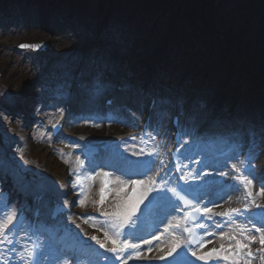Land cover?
Listing matches in <instances>:
<instances>
[{
  "label": "rangeland",
  "instance_id": "rangeland-1",
  "mask_svg": "<svg viewBox=\"0 0 264 264\" xmlns=\"http://www.w3.org/2000/svg\"><path fill=\"white\" fill-rule=\"evenodd\" d=\"M24 1L25 6L20 13L29 12L28 17H19L18 22H0V136L1 141H3V144L0 145V222H4L7 216H12L17 211L18 205L28 201V198L26 199L28 191H32L34 187L47 188L63 191L66 199L72 203L74 211L93 208L101 212V216L84 217L73 211L68 218L77 233L90 244L95 241H105L112 244L111 240L105 238V233H108L112 239L119 243L126 228L137 231L140 227L138 214L150 196L160 193L169 195L164 185L167 180L156 182L154 174L168 160L167 157L172 144L171 116L173 112L176 109L188 112L191 105H195L196 109L203 110V116L198 118V114H192L189 117L194 120H187L188 122L185 124L186 131L192 130L193 133H196L200 126L212 116V113L217 114L218 107L223 102L225 94L223 88L225 86L216 77L209 83L207 91H201L202 94L190 89L175 91L171 94V91L168 90L167 95L161 91L154 111L148 114L149 95L155 92L154 88H147L148 85L151 82L156 88L158 84H161L163 91H165V86L159 79L153 81L152 77L147 79L139 76L131 77L129 72L135 70L134 63L127 60L126 55L131 54L130 50L133 47L142 44L145 62L157 56L159 49L165 43L164 21H166L167 15L160 17L164 9L160 7L159 10L161 11L152 14V19H150L146 30L141 32L134 29L132 35L127 40L122 41L119 33L114 38L112 35L109 37L103 35V32L107 30L108 19L112 14L113 0H92L89 10L91 9L90 11L95 13L91 16L94 19L89 21L84 20L88 19L87 17L82 19L86 13L83 14L84 11L81 9L77 10L70 0ZM214 3L218 4L219 0H214ZM150 4L152 2H148V5ZM155 4H158L157 0ZM139 6L138 3L137 7ZM258 6L260 7V5ZM61 9L70 10V14L66 15L65 21L67 22L65 24L60 21L59 27L55 28L51 22L54 18L53 12ZM69 15L73 20L76 19V24L69 19ZM137 18L136 16L135 20ZM228 18V16L225 17L227 21ZM232 20L237 21L236 18L230 19V21ZM253 21L254 24L248 27L243 24L244 36L247 35L246 32L248 36L255 33L254 28L258 26L264 28L263 15L254 14ZM199 22L202 23L201 20ZM233 26L230 28L235 31ZM153 28L156 29L154 33H152ZM39 42L48 43L50 51L47 54L37 55L31 47H20L26 43ZM183 43L187 45L185 42ZM204 47L208 51V55H199V59L194 65L197 70L193 73L211 71V52L209 47ZM261 50L264 54V47ZM182 59L187 63L184 56ZM88 62L93 64L89 71L94 74L90 80L85 82L86 95H88L89 101L88 108L90 105L93 107L91 115L98 113L102 117L103 96L115 87L118 78H124L127 80L128 91L124 96L119 97V101L111 111L121 110L129 122L124 125L116 124L112 120H104L98 123L89 120L83 122L79 116L77 119L73 116V119L66 126L65 134L54 141L50 138L49 124L62 117L65 103L71 100L74 94L76 81L79 77L87 74L86 64ZM121 68L125 70V74H119ZM173 69L176 71L175 68ZM97 76H100L109 85L101 95H96L91 87L93 79ZM190 80L191 84H196V87L200 86L201 82L207 83L204 77L199 78L197 82V77H191ZM143 82L144 84H142ZM246 84L244 90L247 91L248 88H251L252 91L253 88V93L256 95V91H264L263 88H256L258 86H255L254 80H248ZM231 87L233 88L229 94L231 99L229 101L232 103L236 101L239 94L232 99L233 89L237 90V86ZM17 99L20 103L14 109L2 104L4 100H7L8 103H15ZM135 100L138 101L137 106L133 104ZM161 100L165 103H159ZM194 102L197 103L194 104ZM225 103L229 104L230 102L226 100ZM228 104L225 106L229 110L232 106L230 107ZM144 118H148L150 122L146 131L140 128ZM88 125L90 127L97 126V129L88 130ZM121 133L133 135L119 147L117 153L114 154L115 157L109 159L111 165H94L89 176L84 177L82 183H79L72 168V164L77 161L68 156V154L72 155L76 152H69L70 148L81 146V143L88 140L100 141ZM185 133V135H189L187 132ZM229 135L230 133L226 138ZM192 136L187 139H191ZM207 136L210 137L207 141H210L211 144L205 142L202 146L203 150H200L201 157L204 155L211 156L213 150L231 144V139L225 142L226 138L220 135L207 134ZM56 145L60 148H56ZM232 155L216 160L198 177L192 176L189 169H185L189 182L192 179L211 181L205 192L211 197L215 189L219 190L225 186H230L229 192L226 195L224 193L219 201L214 202L209 207L211 212H209L206 223L203 247L193 251L197 254L191 256L193 259L201 254L211 252L214 248L220 249L223 245L224 251L219 254V264H233L231 259L222 258L235 250L236 241L230 240L229 237L235 236L237 239H242L239 230L251 229V213L256 208L264 207V195L260 194L261 187H264L260 182V177H264V147H261L258 157L253 161L256 170L255 176L243 173L242 166L248 163L244 154H241L239 159ZM144 156L152 159L153 171L140 176L132 164ZM233 164L241 172H237L232 167ZM13 168H15L16 176L10 174V170L12 171ZM8 169L10 170L8 171ZM221 173H227V175H221ZM241 173L253 181L250 189L252 197L247 195L249 187L238 178ZM121 181L125 183H121ZM129 181H143V184L136 186L133 183H128ZM134 188L136 189L135 194ZM101 189L104 190V202L102 204L100 203ZM149 189L153 190L149 192ZM145 192L148 193L147 198L139 205V210L132 217L131 223L125 224L120 229L121 235H115L116 229L111 227L110 218L104 216L103 213L123 212L130 200H134ZM80 200H83L84 203L81 204ZM234 209L239 211H233ZM221 213L228 215H221ZM182 226V213L177 209L174 202L165 196L158 222L150 235L137 239H133L132 235L123 237L124 242L131 241L139 246L137 252L139 255L134 253L127 257V261L131 264H162L168 261L170 259L168 258L169 252L176 244H180L184 236ZM27 233L25 228L19 232L17 246L13 249V253L7 249L5 243L0 244V264L25 263L29 251ZM248 235H255V233L250 231ZM72 236L73 234L66 240L57 238L61 241L57 242L62 243L66 250L71 249ZM93 236L97 237L98 240L92 239ZM4 238L6 241L9 239L7 236ZM129 238L133 240H129ZM148 241L151 243H147ZM244 242L247 243L246 240ZM229 245L233 247L229 248ZM45 247L53 252V261H58L59 264L70 263L71 258L68 254L59 252L56 242L47 241ZM260 248L261 245L257 238V241L250 245L251 251L256 254V258L251 260V264H264V253L258 251ZM85 252L87 254L79 259V263L96 264L90 256V248L86 249ZM66 253H70V250H67ZM129 257L131 258L129 259ZM245 259L247 258L245 257ZM240 264H244L243 259Z\"/></svg>",
  "mask_w": 264,
  "mask_h": 264
},
{
  "label": "trees",
  "instance_id": "trees-1",
  "mask_svg": "<svg viewBox=\"0 0 264 264\" xmlns=\"http://www.w3.org/2000/svg\"><path fill=\"white\" fill-rule=\"evenodd\" d=\"M70 1L77 10L81 9L91 16L95 13L89 10L92 0ZM157 1L158 4H155L156 0H113L112 14L107 24L110 35L114 38L119 33L121 38L127 40L134 29L141 32L146 30L152 14L161 11L159 9L162 8L164 9L162 17L167 15L164 21L166 35L157 60L159 63L163 62L161 67L164 69L166 80L173 82V78L176 77V80L181 82L184 78L188 81L191 77H197V82L199 78L204 77L209 84L218 77L224 86L231 79L234 81L232 86H240L248 80H254L255 86H258L256 88L264 90V54L261 50L264 47V28L262 29L261 26L254 28L255 33L249 36L247 32L244 36L242 31L243 24L247 27L254 24V14L258 13L264 18V0H219L218 4H215L214 0ZM24 2V0H0V22H18L19 13L25 6ZM148 2L152 4L148 5ZM138 3L139 7H137ZM53 13V20L61 21L60 15L63 16L67 12L61 9ZM29 15L30 13L27 12L26 17ZM136 16L137 20H135ZM226 16L229 17L228 21L225 19ZM232 18H236L237 21H230ZM230 25L235 31H232ZM154 32L156 29L153 28L152 33ZM204 46L209 47L211 52V71L193 73L197 70L194 65L199 55H208ZM142 50V44L130 50L131 57L138 67L146 65ZM189 82L191 84V80ZM195 86L196 84L192 83V88L200 87ZM253 90V88L252 91L251 88L245 90L249 96L246 100L254 102L259 99L264 104V91H256V95Z\"/></svg>",
  "mask_w": 264,
  "mask_h": 264
},
{
  "label": "snow or ice",
  "instance_id": "snow-or-ice-1",
  "mask_svg": "<svg viewBox=\"0 0 264 264\" xmlns=\"http://www.w3.org/2000/svg\"><path fill=\"white\" fill-rule=\"evenodd\" d=\"M20 47H35L39 48L40 45H21ZM92 91L96 95L103 94L107 88L109 87L108 84H106L103 79L100 76H97L92 81ZM159 103L163 104L165 101L161 100ZM157 104V101H153V106ZM111 118V117H110ZM228 139H231V144L229 146V155L234 154V158L239 159L241 154H244L246 156V159L248 163L245 165V171L248 172L249 176H255L256 170H255V164L253 161L258 157L259 152L261 150V147H264V125H261L259 127L251 125L247 128H241L235 132L230 133L229 137L226 138V141ZM233 168L236 169L237 172H241L239 168H236V165H232ZM107 175V174H106ZM221 175H227V173H221ZM240 180L243 181V183L249 187V191L247 193L248 197H252V191L251 186L253 184V181L248 178V176H244L242 173L238 177ZM91 179V178H90ZM260 182L262 185H264V177H260ZM107 183V182H106ZM121 183H125L121 181ZM128 183H133L136 186H139L143 184V181H129ZM153 189H149L148 191L151 192ZM136 189H133V192L135 194ZM173 193L176 194L178 199H183V197L179 196V193L176 192L175 189H171ZM104 190L101 189V200L100 203L102 204L104 202V196H103ZM260 194L264 195V187H261ZM148 193H142L139 197H136L134 200H130V202L126 205L125 210L123 212H112L103 213L104 216L109 217L111 220V227L116 229L115 235L119 236L122 233L120 232V229L124 227L125 224L131 223L132 217L135 215V213L139 210V205L144 202V200L147 198ZM67 203V202H65ZM80 203L83 204L84 201L80 200ZM185 203H189L188 201H185ZM254 203V200H253ZM5 207H8V205H5ZM204 212H211V209H203ZM233 211H239L237 209H234ZM221 215H228L227 213H221ZM13 216H7L4 220V222H0V244L7 243L10 241L5 240V236L7 232L11 231V226H15ZM259 225V226H257ZM203 227V225H201ZM240 235L242 239H237L235 236H230V240H235V250H233L230 255H225L222 258L225 260L231 259L233 261V264H240V261L243 259L244 264H251V260L256 258V254L253 253L250 249V245L252 243H255L259 241V244L261 245V248L258 250L261 253H264V218L256 219L253 217L252 220V227L251 229H240ZM254 232L255 235H248V232ZM105 238L112 241L113 245H117V241L115 239H112L111 236L108 235V233H105ZM92 239L98 240L97 237L93 236ZM247 241L245 243L244 241ZM99 242V241H98ZM147 243H151V241H148ZM193 243H199L198 241H193ZM201 247H203L202 244H200ZM101 247H105L103 243H101ZM138 245L129 244L126 241L119 247H111L108 249V251L112 253H116V258L120 259V254L123 253L125 250L132 248L136 249L138 248ZM181 245L176 244L172 250L168 254V258H170L174 264H190V261H188L186 258L181 257L180 252L177 251L178 248H180ZM232 245H229V248H232ZM245 249H248L246 252ZM151 251V249H149ZM224 251L223 245H221L220 249H212L211 252H207L204 254H201L197 257L199 260H208L214 255L219 256L221 252ZM33 258L35 257V253L31 254ZM41 255H46V253L41 252ZM139 255V253H137ZM193 256H196V252H192ZM245 257L247 259H245ZM107 259V257H104ZM131 257H129L130 259ZM23 259V258H21ZM52 264H59L58 261H53ZM126 264V262H125Z\"/></svg>",
  "mask_w": 264,
  "mask_h": 264
},
{
  "label": "bare ground",
  "instance_id": "bare-ground-1",
  "mask_svg": "<svg viewBox=\"0 0 264 264\" xmlns=\"http://www.w3.org/2000/svg\"><path fill=\"white\" fill-rule=\"evenodd\" d=\"M160 17H162V14L160 15ZM84 20H88L89 21V18L88 19H84ZM243 89H246V86H243ZM231 92H232V89H229L228 90V93H231ZM233 93H234V89H233ZM245 96H247V94ZM257 100H259V99H257ZM137 103H138V101L135 100L133 104H135V106H137ZM91 108H92V106L90 105V109ZM77 112H81V110H78ZM246 113L249 114L250 116H253V115H251L253 113L252 111H246ZM91 114H92L91 111H88L85 114V116L82 115L80 118H81V120H83V122H86V121L88 122V120H89V121H95V123H98V122L104 121V120L108 121L110 119V120H112L113 122H116V124H119V125H122V124L124 125V124H127L129 122V120L124 116V114L121 112V110H118V111L113 110V111L108 112V113H103L102 117H101V114H98V113L97 114H94V115H91ZM77 115H78V113H75V116H74L75 119H77ZM68 116H69V114H68ZM242 116H244V115H242ZM72 119H73V117H70L69 120H72ZM258 121H261V119H259ZM88 127L89 128H87V129L88 130H91V131H94V130L97 129V126L96 127H90L88 125ZM81 129L82 128L80 127V130ZM198 139H201V138H196V140H198ZM75 157H76V155H72V158H75ZM262 161H263V159H262ZM88 171H89V169L87 170V172ZM75 172H77V174L80 177H83V176H85L87 174V172L85 174H81L80 173V169L78 167H77V170H75ZM172 187H173V185H172ZM61 198H62L61 200H63V198H64V195L63 194H62V197ZM140 217L143 218L146 223H150V222H148V218L144 215L143 211L141 212ZM182 227H183L184 234L187 236L188 235V228H187L186 224L184 223V225ZM178 252H180V255H182V254L185 255V253L182 251L181 247H180V250Z\"/></svg>",
  "mask_w": 264,
  "mask_h": 264
},
{
  "label": "water",
  "instance_id": "water-1",
  "mask_svg": "<svg viewBox=\"0 0 264 264\" xmlns=\"http://www.w3.org/2000/svg\"><path fill=\"white\" fill-rule=\"evenodd\" d=\"M24 45H40L39 48L31 47L32 49L36 51H41L45 49V43L44 42H39V43H34V44H24Z\"/></svg>",
  "mask_w": 264,
  "mask_h": 264
}]
</instances>
